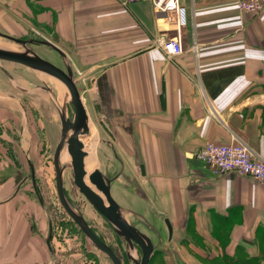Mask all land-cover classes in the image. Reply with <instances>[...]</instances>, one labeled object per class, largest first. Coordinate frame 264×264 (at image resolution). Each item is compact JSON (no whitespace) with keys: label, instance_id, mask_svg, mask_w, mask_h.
<instances>
[{"label":"crops","instance_id":"1","mask_svg":"<svg viewBox=\"0 0 264 264\" xmlns=\"http://www.w3.org/2000/svg\"><path fill=\"white\" fill-rule=\"evenodd\" d=\"M240 1L181 0L178 25L148 0H0L2 33L45 37L87 85L111 194L129 223H164L156 242L141 231L162 264H264V183L195 158L211 142L264 156V9L242 14ZM178 35L170 58L159 41ZM2 238L0 260H39Z\"/></svg>","mask_w":264,"mask_h":264},{"label":"rangeland","instance_id":"2","mask_svg":"<svg viewBox=\"0 0 264 264\" xmlns=\"http://www.w3.org/2000/svg\"><path fill=\"white\" fill-rule=\"evenodd\" d=\"M14 37L47 40L34 32ZM0 42L24 51L21 45L2 36ZM28 47L65 69L66 61L53 49L36 43ZM77 82L81 90L86 88L87 85L79 78ZM55 84V78L41 71L20 64L0 62V203L16 193L13 200L0 206V217L3 219V223H0V232L3 233L1 241L12 242L16 251L26 253L36 250L39 257L36 264H113L86 237L58 198L54 154L62 137L59 108L65 110L72 119L74 107L67 88L63 87L65 92L61 102L56 101L54 95H60ZM89 123L91 135L86 136L89 138L88 144L95 142L87 148L90 156L96 159L92 170L98 168L104 171L105 177H112L108 164L98 161L100 139L92 121L89 120ZM29 162H32L35 170L36 191L32 185ZM64 167V190L71 206L85 217L95 233L118 254L123 264H136L125 239L116 233L81 193L76 192L72 169L67 165ZM114 193L116 195V188L113 187V198ZM39 198H42V203ZM115 201L118 203V200ZM131 222L155 242L165 227L164 223ZM167 231L169 237L168 228ZM49 233L51 249L47 245ZM13 246L10 245L7 251L15 250ZM136 253L139 261L142 257L139 247ZM12 255L6 254L0 264H33L31 258L27 259L29 254H21L25 257L21 259H14ZM150 264H162L159 252L155 253Z\"/></svg>","mask_w":264,"mask_h":264},{"label":"water","instance_id":"3","mask_svg":"<svg viewBox=\"0 0 264 264\" xmlns=\"http://www.w3.org/2000/svg\"><path fill=\"white\" fill-rule=\"evenodd\" d=\"M0 36L7 38L21 45L24 51H16L0 48V62H9L24 65L43 74L53 77L63 83L68 89L72 104L74 107V116L69 118L65 110L59 108V114L62 125V137L54 154V165L56 170V189L59 201L68 215L80 227L86 237L95 245L97 249L106 254L113 264H123L118 254L94 232L85 218L81 216L75 208H73L67 199L64 183L63 171L66 167H61L60 155L65 146H67L68 154L71 158L69 167L72 169L74 183L79 188V192L93 205V207L102 215L113 227L116 233L125 239L131 252H134V247H139L142 252L140 261L136 260V264H150L152 257L155 255V247L153 241L137 227L130 224L123 216L119 204L115 201L111 194V183L113 179H109L103 173L95 168L89 173V182L101 192L105 199L98 195L86 182L87 171L85 170L84 160L88 154L83 151L84 143L82 138L85 135H90L88 127L89 117L84 107L80 91L77 87L76 80L72 71V67L66 62L65 69L55 65L54 63L44 59L35 51L30 49L28 45L36 43L45 45L57 53L66 61V54L55 44L47 40L37 39H22L11 35L0 33ZM31 167V179L36 191L35 171L33 165ZM42 203V198H39ZM169 230V235L172 234V224L167 219L165 221ZM51 230V228H50ZM51 233L47 237V245L51 249Z\"/></svg>","mask_w":264,"mask_h":264},{"label":"built area","instance_id":"4","mask_svg":"<svg viewBox=\"0 0 264 264\" xmlns=\"http://www.w3.org/2000/svg\"><path fill=\"white\" fill-rule=\"evenodd\" d=\"M138 0H122L128 6ZM157 15L165 14L168 21L181 24V0H148ZM242 14L258 15L264 9V0H242L239 3ZM165 54L172 58L183 52L180 36L159 41ZM195 158L211 168L213 175L235 173L264 183V156L254 153L246 144L207 143L195 153Z\"/></svg>","mask_w":264,"mask_h":264},{"label":"bare ground","instance_id":"5","mask_svg":"<svg viewBox=\"0 0 264 264\" xmlns=\"http://www.w3.org/2000/svg\"><path fill=\"white\" fill-rule=\"evenodd\" d=\"M0 48L9 49V50H16V51H21V50H20L19 48H17V47L9 46V45H7V44H3V43H1V42H0ZM55 80H56V84H55V86L57 87L60 96H59V97H56V96L54 95V97H55L56 101L60 103L61 100H62V98H63V95H64V92H65L66 87L63 85V83H61V82L58 81L57 79H55ZM63 87H64L65 89H64ZM88 127H89L90 135H91V127H90V123H89V122H88ZM86 136H89V135H85V136L82 138L83 143H84L83 151H86L87 154H88L87 158L84 160V163H85V170L87 171V175H86V178H85V179H86L87 184H89V186H90L92 189H94V190L98 193L99 196H101L102 198L105 199L104 195H103L101 192H98V190H96V188H95V187L89 182V179H88V175H89V173L93 171L92 168H93L94 164L96 163V159L93 158L92 156H90L91 154L87 151V148L89 147V145L92 147V146L95 144V142H94V143H91L92 145H91L90 143L88 144V139H89V138L86 137ZM96 143H97V141H96ZM60 163H61L62 167H63L64 165L69 166V165L71 164V158H70V156H69V154H68L67 146H66V147L63 149V151L61 152V155H60ZM34 171H35V170H34ZM65 172H66V171H64V173H63V176H64V177H65ZM109 179H110V178H109ZM76 192H77V193H80L78 187L76 188ZM121 212H122V211H121ZM122 214H123V212H122ZM81 216H82V215H81ZM123 216H124V214H123ZM83 218H85V217L83 216ZM50 244H51V242H50ZM136 249H137V247L135 246V247H134V252H133V254L131 253L132 259H133L134 261L137 260ZM139 261H140V260H139Z\"/></svg>","mask_w":264,"mask_h":264},{"label":"flooded vegetation","instance_id":"6","mask_svg":"<svg viewBox=\"0 0 264 264\" xmlns=\"http://www.w3.org/2000/svg\"><path fill=\"white\" fill-rule=\"evenodd\" d=\"M95 232V231H94ZM100 238V237H99ZM101 239V238H100ZM102 240V239H101Z\"/></svg>","mask_w":264,"mask_h":264}]
</instances>
